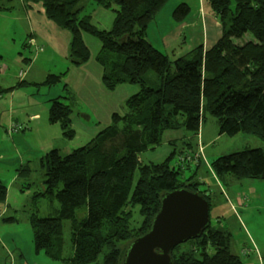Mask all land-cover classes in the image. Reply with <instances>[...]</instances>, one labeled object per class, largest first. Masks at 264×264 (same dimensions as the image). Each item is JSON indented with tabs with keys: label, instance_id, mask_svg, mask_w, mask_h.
<instances>
[{
	"label": "trees",
	"instance_id": "1",
	"mask_svg": "<svg viewBox=\"0 0 264 264\" xmlns=\"http://www.w3.org/2000/svg\"><path fill=\"white\" fill-rule=\"evenodd\" d=\"M45 13L70 34V54L76 64L89 58L83 33L95 36L100 48L94 59L101 67L105 88L137 86L125 100L126 111L113 112L111 121L86 144L60 154L51 149L40 159L46 191L58 206L52 215L31 214L33 247L64 264H122L130 241L144 234L160 206L161 194L177 188L196 191L179 174L188 161L175 166L172 153L159 162L143 163L139 153L151 148L153 131L183 128L195 135L205 113L216 118L218 132L255 135L264 143V0H210L221 33L208 47L202 44L170 59L147 39V25L166 0H92L116 5L109 29H99L81 12L91 0H40ZM188 11L177 5L172 16L182 20ZM153 71L158 80L150 81ZM60 75L48 73L51 85ZM71 104L53 98L49 121L59 122L71 137ZM218 179H264V149L246 147L211 157ZM6 186L0 180V202ZM85 207V216L76 211ZM70 220L65 244L62 221ZM188 248L171 256L175 264H242L229 249V233L209 225ZM186 240L185 242H188ZM184 243V242H183Z\"/></svg>",
	"mask_w": 264,
	"mask_h": 264
},
{
	"label": "rangeland",
	"instance_id": "2",
	"mask_svg": "<svg viewBox=\"0 0 264 264\" xmlns=\"http://www.w3.org/2000/svg\"><path fill=\"white\" fill-rule=\"evenodd\" d=\"M181 3L188 6V11L179 21L173 19L172 11ZM229 3L232 10L234 0ZM115 7L114 3L102 7L88 1L81 13L89 14L97 28L109 29ZM213 9L210 0H166L147 25L148 37L159 43L162 33L175 28L181 30L180 36L185 39L177 52L200 44L208 47L221 33L219 17ZM1 36L13 37L15 52L19 54L3 57L8 69L5 76L0 75V86L10 85L9 91H14L13 106L9 97L0 99V180L6 186L5 198L0 202V264H64L50 259L43 251L36 253L33 247L31 214L46 217L58 206L54 196L46 191L40 159L51 149L66 154L90 141L102 125L110 123L113 112L126 111L125 100L133 85L120 84L114 90L104 87L101 67L94 59L100 42L89 33H83L89 58L76 64L70 54L68 29L46 15L40 0H0ZM168 56L176 57L170 53ZM48 73L59 74L60 80L51 85L42 83ZM146 75L152 83L158 80L153 71ZM53 98L71 104V137L62 133L59 122L49 121ZM12 126L16 130L10 131ZM246 147L264 149V143L245 132L232 136L219 133L216 118L205 113L195 135L183 128L165 129L159 134L153 131L152 146L139 153V159L143 163L159 162L173 152L171 161L175 166L182 164L185 155L193 157L188 163L200 162L197 166L193 163L183 166L180 180L196 184L197 190L206 193L210 224L229 233V249L240 255L242 264H264V179L231 176L218 179L212 176L209 163L211 157ZM237 194L255 198L242 205L237 203ZM85 210L78 208L76 216L84 217ZM69 232L70 220L65 219L62 221L65 244L69 243ZM238 234H246L251 240L247 250L239 247L242 240L234 243L233 237ZM190 244L189 240L178 244L175 254Z\"/></svg>",
	"mask_w": 264,
	"mask_h": 264
},
{
	"label": "water",
	"instance_id": "3",
	"mask_svg": "<svg viewBox=\"0 0 264 264\" xmlns=\"http://www.w3.org/2000/svg\"><path fill=\"white\" fill-rule=\"evenodd\" d=\"M209 223V203L201 194L184 187L164 192L149 229L129 242L122 264H175L172 249L198 237Z\"/></svg>",
	"mask_w": 264,
	"mask_h": 264
},
{
	"label": "crops",
	"instance_id": "4",
	"mask_svg": "<svg viewBox=\"0 0 264 264\" xmlns=\"http://www.w3.org/2000/svg\"><path fill=\"white\" fill-rule=\"evenodd\" d=\"M177 31L178 30L174 28L172 32L162 33L159 36V43L151 40L148 37V34H149V31H148L147 32V39L155 47H157L158 49L162 50L163 52H165L167 54L170 53V54H172L174 56H176L178 54L182 55V54L186 53L189 50H187V51H179V52L176 51V49L179 47L181 42H183L185 40V39H182L181 36H180L181 30H179L178 32ZM5 41L8 42V45H4ZM9 44H12V47H11V45L9 46ZM183 45L184 44H182L181 46L183 47ZM15 47H16V45H14V38L13 37H11V36H8V37L6 36V38H4L3 36L0 37V75H4L5 76L6 73H7L6 70L8 69L7 65L4 63L3 57L4 56H6V57L9 56L10 57L14 53L19 54L18 52H15ZM37 49L38 48H35V51H37ZM9 59H11V58H9ZM24 74H25V72H24ZM127 85H131V84H127ZM9 86L10 85H7V86L4 85L3 87L0 86V99L2 97H9V104L11 106H13L14 91H9V88H10ZM130 89H131V93L130 94L134 93L137 90V88H135L134 85H133V88H130ZM73 94H75V92H73ZM75 95L76 96H80L79 93H77ZM1 107H2V104L0 102V108ZM71 121H73V118H71ZM102 126H105V125H102ZM7 132H8V134L10 133L8 131V129H7ZM191 163H193V164H195L197 166V165H199L200 162L191 161L189 164H191ZM212 176H215V175L212 173ZM250 192L252 193V191H250ZM247 197L248 196H243L242 197L239 194H237V200H238L237 203H240V204L244 205L245 203L250 202L251 198H255V195H252V197H248V198ZM240 237H242V238H240ZM238 239L242 240L241 244L246 242L248 244V247L251 245V240L249 239V237L246 234L235 235L233 237V240H234L235 244H236L237 241H240ZM237 244H239V243L237 242Z\"/></svg>",
	"mask_w": 264,
	"mask_h": 264
},
{
	"label": "built area",
	"instance_id": "5",
	"mask_svg": "<svg viewBox=\"0 0 264 264\" xmlns=\"http://www.w3.org/2000/svg\"><path fill=\"white\" fill-rule=\"evenodd\" d=\"M14 131V130H16V127L15 126H12L11 128H10V131ZM191 160V156L190 155H185L184 157H182V162L183 161H190ZM238 243H239V241H237Z\"/></svg>",
	"mask_w": 264,
	"mask_h": 264
},
{
	"label": "clouds",
	"instance_id": "6",
	"mask_svg": "<svg viewBox=\"0 0 264 264\" xmlns=\"http://www.w3.org/2000/svg\"><path fill=\"white\" fill-rule=\"evenodd\" d=\"M190 156H191V155H190ZM191 157H192V156H191ZM192 159H193V157H192ZM184 163H185V161L182 162V164H184Z\"/></svg>",
	"mask_w": 264,
	"mask_h": 264
},
{
	"label": "bare ground",
	"instance_id": "7",
	"mask_svg": "<svg viewBox=\"0 0 264 264\" xmlns=\"http://www.w3.org/2000/svg\"><path fill=\"white\" fill-rule=\"evenodd\" d=\"M240 238H242V237H240ZM238 240H240V239H238Z\"/></svg>",
	"mask_w": 264,
	"mask_h": 264
}]
</instances>
